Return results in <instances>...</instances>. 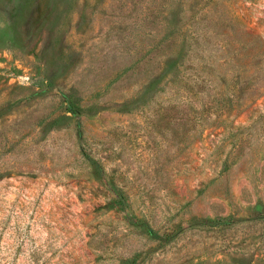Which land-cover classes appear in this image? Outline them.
<instances>
[{
    "label": "rangeland",
    "instance_id": "374dc122",
    "mask_svg": "<svg viewBox=\"0 0 264 264\" xmlns=\"http://www.w3.org/2000/svg\"><path fill=\"white\" fill-rule=\"evenodd\" d=\"M0 264H264V0H0Z\"/></svg>",
    "mask_w": 264,
    "mask_h": 264
}]
</instances>
